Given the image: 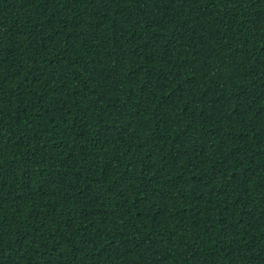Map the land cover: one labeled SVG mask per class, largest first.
I'll list each match as a JSON object with an SVG mask.
<instances>
[{
    "label": "trees",
    "instance_id": "1",
    "mask_svg": "<svg viewBox=\"0 0 264 264\" xmlns=\"http://www.w3.org/2000/svg\"><path fill=\"white\" fill-rule=\"evenodd\" d=\"M0 264H264V0H0Z\"/></svg>",
    "mask_w": 264,
    "mask_h": 264
}]
</instances>
